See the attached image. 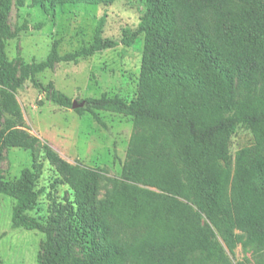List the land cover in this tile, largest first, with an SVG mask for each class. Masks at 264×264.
<instances>
[{"label":"trees","instance_id":"obj_1","mask_svg":"<svg viewBox=\"0 0 264 264\" xmlns=\"http://www.w3.org/2000/svg\"><path fill=\"white\" fill-rule=\"evenodd\" d=\"M12 5L0 0V194L16 199L13 228L45 234L39 264H264V0H146L137 28L120 40L103 38L104 13L90 45L60 54L56 40L46 59L31 63H16L7 53V41L30 28L25 21L13 30ZM142 35L138 98L103 93L76 109L104 126L97 109L133 118L120 188L98 203V169L72 163L43 142L57 182L74 192L68 226L82 246L78 255L53 224L30 214L43 192L35 170L23 169L15 181L3 175L5 146L34 150L41 143L25 125L17 92L30 79L54 103L72 107L71 96L37 74L130 47ZM240 124L254 142L233 154L230 136ZM240 245L246 259L234 263L228 252L235 255Z\"/></svg>","mask_w":264,"mask_h":264},{"label":"rangeland","instance_id":"obj_2","mask_svg":"<svg viewBox=\"0 0 264 264\" xmlns=\"http://www.w3.org/2000/svg\"><path fill=\"white\" fill-rule=\"evenodd\" d=\"M146 11V0H117L111 5L66 3L44 9L25 0L19 6L13 0L10 24L13 30L28 21L29 29L7 41L10 60L31 63L47 58L53 43L60 40L59 53L75 52L94 40L100 17L106 13L103 38L120 40L125 32L137 28ZM42 23L41 26L38 24ZM37 26V27H36ZM144 48V36L128 47L119 45L81 58L79 62H61L47 69L37 78L45 85L81 102L103 93L118 94L128 100L137 99L140 92L139 76ZM27 129L38 136L41 143L34 150L3 148L1 168L5 179L15 181L25 168L38 174V188L43 192L39 203L30 214L45 223L53 224L58 238L70 242L73 252L83 254L79 242L70 237L69 211L74 192L67 184L58 183L59 175L45 157L43 142L48 141L65 159L80 162L99 171L97 202L108 200L121 186L123 163L134 129V120L118 112L97 109L105 126L86 111L79 114L72 107L51 101L47 94L28 79L17 92ZM234 154L254 142L247 125L240 124L231 133ZM16 199L0 194V264H39L45 234L38 230L12 227V212ZM234 263L245 261L242 246L235 255L228 252ZM247 264H254L252 260Z\"/></svg>","mask_w":264,"mask_h":264},{"label":"water","instance_id":"obj_3","mask_svg":"<svg viewBox=\"0 0 264 264\" xmlns=\"http://www.w3.org/2000/svg\"><path fill=\"white\" fill-rule=\"evenodd\" d=\"M85 104H86V101L85 100H83L81 102H78L77 100H73L72 108H74V109L82 108V107L85 106Z\"/></svg>","mask_w":264,"mask_h":264}]
</instances>
